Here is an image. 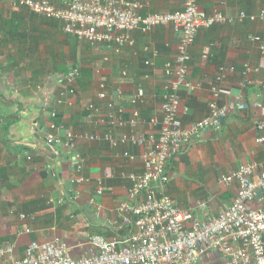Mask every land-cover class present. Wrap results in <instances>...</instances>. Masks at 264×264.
<instances>
[{"label": "crops", "instance_id": "crops-1", "mask_svg": "<svg viewBox=\"0 0 264 264\" xmlns=\"http://www.w3.org/2000/svg\"><path fill=\"white\" fill-rule=\"evenodd\" d=\"M131 1L145 3L146 11L173 13L183 9L185 0ZM68 2L56 0L59 6ZM198 3L208 13L219 10L230 17L242 12L259 15L264 10V0ZM252 35L258 39L252 40ZM179 40L174 28L167 26L150 34L136 32L135 45L120 52L113 46L95 48L67 35L60 23L15 7L13 0H0V245L16 242L23 255L32 241L59 238L72 256L79 257L88 253L91 235L112 237L116 208L129 198L131 182L126 175L143 171L141 160L130 161L124 152L139 156L142 149L83 140L84 133L105 130L97 126V114L87 111V104L94 102L105 110L106 103L97 99L100 83L120 84L126 94L125 119H134L135 131L147 137L158 132L159 125L151 120L163 119L161 105L168 84L164 67L176 59ZM146 48L157 52L155 68L146 65L151 56ZM191 55L189 79L198 88L183 91L190 108L189 115L182 117L184 125L209 114L213 101L209 86L222 67L234 70L228 72L219 105L233 108L240 94L248 104L263 105L257 111L230 113L221 131H205L168 165V193L185 209L206 203L208 209L201 217L207 220L229 208L237 196L238 185L221 182V177L245 164L264 163V143L258 142L254 123L255 116L264 115V19L202 30ZM74 67L81 69L82 76L75 83V95L57 106L60 122L55 130L61 138L67 131L79 137L70 151L49 144L47 134L56 124L51 110L60 94V80ZM140 87L146 97L135 105L130 99ZM78 155L86 162L84 184L72 183ZM92 198L100 208L98 214L88 204ZM196 264L224 261L220 253L210 251Z\"/></svg>", "mask_w": 264, "mask_h": 264}, {"label": "built area", "instance_id": "built-area-1", "mask_svg": "<svg viewBox=\"0 0 264 264\" xmlns=\"http://www.w3.org/2000/svg\"><path fill=\"white\" fill-rule=\"evenodd\" d=\"M13 2L15 7L26 8L34 15L60 23L67 35L95 48L113 46L120 52L135 45L136 32L150 34L167 26L174 28L180 40L176 59L164 67L168 84L161 105L163 119L151 120L159 125L158 132L147 137L135 131L134 119H125L122 101L126 94L120 84L112 87L105 81L100 83L97 99L106 103L105 110L94 102L86 107L90 113L97 114L96 124L105 130L84 133L80 136L83 140L142 149L139 156L124 152V157L130 161L139 158L143 171L126 175L131 182L129 198L117 206L116 217L110 224L117 236L109 239L104 235H91L88 253L79 257L72 256L67 244L59 238L32 241L23 255H19L16 242L5 241L0 245V264H196L201 255L210 251L220 253L224 264H264V163L245 164L223 175L221 182L238 185L237 196L229 208L207 220L201 217L208 209L206 203L199 202L195 209H185L168 193L171 181L168 165L184 146L196 141L207 130L221 131L224 120L232 112L257 111L263 107L258 101L248 104L243 94L236 97L233 108L219 105L228 72L234 70L222 67L216 81L209 86L213 95L209 114L189 125L183 124L182 117L190 112L183 91L198 88L189 79L191 49L198 34L216 25L264 19V10L259 15L242 12L230 17L219 10L208 13L198 0H185L183 9L173 13H144L148 6L131 0H69L66 6H59L56 0ZM250 38L258 39L253 35ZM156 56L157 52L153 54L154 58ZM154 62L148 60L146 65L153 66ZM122 74L123 78L128 75L127 71ZM80 77L77 68L60 80V94L51 110L53 119L58 115L57 106L75 95V83ZM145 97L146 91L140 87L130 101L136 105ZM134 116L139 118V113L135 112ZM254 123L258 142L263 144L264 115L255 116ZM56 128L57 125L52 124L47 142L57 148L74 150L79 137L67 131L61 138L55 134ZM85 168V159L78 155L73 184L87 181ZM98 193H103L102 186ZM88 204L98 214L100 208L96 200L92 198Z\"/></svg>", "mask_w": 264, "mask_h": 264}, {"label": "trees", "instance_id": "trees-1", "mask_svg": "<svg viewBox=\"0 0 264 264\" xmlns=\"http://www.w3.org/2000/svg\"><path fill=\"white\" fill-rule=\"evenodd\" d=\"M145 11H146V10H145ZM145 11H144V13H147V11H146V12H145ZM246 14H247V13H246ZM148 53H150V55H151L150 58H149L148 60H151V59H152V61L154 62V61H155V58L153 57V53H151V52H148ZM152 57H153V58H152ZM148 60H147V61H148ZM147 61H146V62H147ZM154 63H155V62H154ZM156 65H157V63H155L153 66H149V67H154V68H155ZM73 69H77V68L74 67ZM73 69H72V70H73ZM78 69H79V68H78ZM72 70H71V71H72ZM79 70H80V73H81V76H82L81 69H79ZM71 71H70V72H71ZM70 72H69V73H70ZM69 73H67L66 76H67ZM80 78H81V77H80ZM80 78H79V79H80ZM79 79H78V81H79ZM58 122H60V120H59V116L57 115V118H56V125H59ZM111 231H112V232H111ZM111 231L109 232V235L112 236L110 239H113L115 236H117L118 233H117L115 230H111ZM99 235H100V234H99Z\"/></svg>", "mask_w": 264, "mask_h": 264}, {"label": "rangeland", "instance_id": "rangeland-1", "mask_svg": "<svg viewBox=\"0 0 264 264\" xmlns=\"http://www.w3.org/2000/svg\"><path fill=\"white\" fill-rule=\"evenodd\" d=\"M168 172H169V170H168ZM170 175V174H169Z\"/></svg>", "mask_w": 264, "mask_h": 264}]
</instances>
